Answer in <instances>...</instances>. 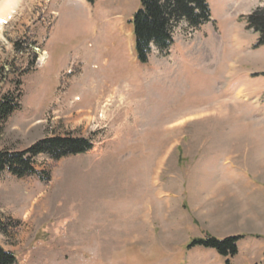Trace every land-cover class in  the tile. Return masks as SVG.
<instances>
[{"label": "rangeland", "instance_id": "obj_1", "mask_svg": "<svg viewBox=\"0 0 264 264\" xmlns=\"http://www.w3.org/2000/svg\"><path fill=\"white\" fill-rule=\"evenodd\" d=\"M206 1L211 22H181L147 64L140 0H17L0 22V94L22 84L0 152L92 144L35 157L42 177L3 173L0 245L16 264H264V46L246 22L264 0ZM230 237L235 257L191 247Z\"/></svg>", "mask_w": 264, "mask_h": 264}, {"label": "trees", "instance_id": "obj_2", "mask_svg": "<svg viewBox=\"0 0 264 264\" xmlns=\"http://www.w3.org/2000/svg\"><path fill=\"white\" fill-rule=\"evenodd\" d=\"M181 22H186L191 31L211 22V10L207 1L140 0V8L130 22L133 26L137 60L141 64H147L153 48L160 53L166 52L174 43L173 30ZM246 22L248 28L259 35L257 47L264 46V6L249 15ZM5 69V66L1 68L2 73H5ZM14 85V90L0 94V134L8 118L21 108V80H16ZM91 149V140L70 137L42 140L21 153L3 151L0 152V178L6 170L17 178L42 177L34 167L35 157L46 155L54 160H60L69 156L83 155ZM239 239L240 237L224 240L199 239L193 241L191 247L214 249L224 258L235 257ZM0 264H16L15 255L4 250L1 245Z\"/></svg>", "mask_w": 264, "mask_h": 264}, {"label": "bare ground", "instance_id": "obj_3", "mask_svg": "<svg viewBox=\"0 0 264 264\" xmlns=\"http://www.w3.org/2000/svg\"><path fill=\"white\" fill-rule=\"evenodd\" d=\"M17 0H4L3 3L0 6V22L6 19L10 13L12 12V8L14 3ZM45 59H42L41 62H44ZM246 101H249V98H245Z\"/></svg>", "mask_w": 264, "mask_h": 264}]
</instances>
